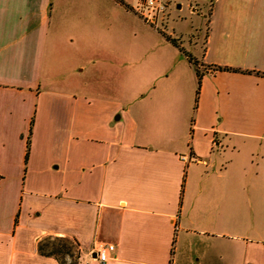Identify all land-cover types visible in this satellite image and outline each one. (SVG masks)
Here are the masks:
<instances>
[{
	"label": "crops",
	"instance_id": "obj_1",
	"mask_svg": "<svg viewBox=\"0 0 264 264\" xmlns=\"http://www.w3.org/2000/svg\"><path fill=\"white\" fill-rule=\"evenodd\" d=\"M174 1L0 0V264H264V0Z\"/></svg>",
	"mask_w": 264,
	"mask_h": 264
},
{
	"label": "trees",
	"instance_id": "obj_2",
	"mask_svg": "<svg viewBox=\"0 0 264 264\" xmlns=\"http://www.w3.org/2000/svg\"><path fill=\"white\" fill-rule=\"evenodd\" d=\"M214 0H212V3ZM175 44L176 42L173 41ZM190 60L193 62L194 66L196 67L197 73H198V80H199V85L201 84V80L203 78V74L200 71V62L194 60L193 58L190 57ZM200 65V66H199ZM213 69V71H234V72H241L239 69H233L230 67H210ZM251 73V72H247ZM259 74V73H258ZM199 94V89L197 91V95ZM39 253L42 256L46 257H54L56 258L60 264H67L65 257L68 256L70 258H74L75 256V250H76V245L75 243L67 238H52L48 237L43 239L39 243ZM71 264H76L75 261L73 260Z\"/></svg>",
	"mask_w": 264,
	"mask_h": 264
},
{
	"label": "built area",
	"instance_id": "obj_3",
	"mask_svg": "<svg viewBox=\"0 0 264 264\" xmlns=\"http://www.w3.org/2000/svg\"><path fill=\"white\" fill-rule=\"evenodd\" d=\"M144 2L146 4V9L142 15L145 22L156 27L163 26L160 23H162L167 10L165 0H144ZM191 159L193 158L188 156L182 157L183 161L189 163L191 162ZM115 250V245L103 243L98 244L96 246L95 261H97L98 264H108L113 259L112 254Z\"/></svg>",
	"mask_w": 264,
	"mask_h": 264
},
{
	"label": "rangeland",
	"instance_id": "obj_4",
	"mask_svg": "<svg viewBox=\"0 0 264 264\" xmlns=\"http://www.w3.org/2000/svg\"><path fill=\"white\" fill-rule=\"evenodd\" d=\"M165 3L167 4V10H166L165 16L162 20V25L168 24V32L169 33L171 32L173 34V32L171 31V28L176 24L175 22H178L179 27L182 28V30L184 28V31H188L191 29V24H190L191 19H193L197 23L199 22L198 19L190 16V13H189L190 8L185 1H184V7H183L182 11H179L176 8L177 4H180L181 1L165 0ZM212 6H213V3L210 5V7H212ZM143 11H145V9ZM208 12H209V9L207 10V13ZM182 17H184V19H183L184 22H182V20H181ZM237 254L240 255V248L239 247H237ZM67 259H70V258H68V256H66L65 260H67Z\"/></svg>",
	"mask_w": 264,
	"mask_h": 264
}]
</instances>
